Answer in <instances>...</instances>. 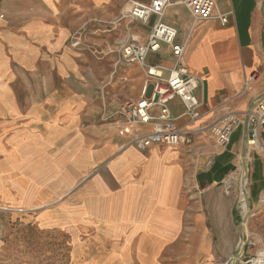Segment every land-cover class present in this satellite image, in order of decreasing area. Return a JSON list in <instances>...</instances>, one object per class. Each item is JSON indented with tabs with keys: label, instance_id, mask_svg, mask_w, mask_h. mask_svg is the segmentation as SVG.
<instances>
[{
	"label": "crops",
	"instance_id": "obj_1",
	"mask_svg": "<svg viewBox=\"0 0 264 264\" xmlns=\"http://www.w3.org/2000/svg\"><path fill=\"white\" fill-rule=\"evenodd\" d=\"M131 1L158 10L167 4L0 0V219L9 212L29 216L39 228L72 232L76 240L81 230L93 231L97 242L113 245L109 255L117 264H227L245 211L237 176L243 127L222 150L199 137L189 150L140 151L124 139L131 142L151 125L128 129L122 117L113 129L88 124L95 115L88 95L101 66L72 43L82 33L83 40L117 38L118 26L106 35L104 24L120 19ZM183 1L168 0L163 20L179 30L184 64L204 79L196 93L201 116L192 126L227 113L245 121L264 97V0H217L220 12L232 14L227 25L195 22ZM157 20L135 23L139 40ZM150 59L171 63V50L164 47ZM130 73L141 81L138 68ZM171 107L175 116L185 111L178 99ZM248 167L252 215L245 237L257 243L264 236V156L250 152ZM75 256L85 264L84 253Z\"/></svg>",
	"mask_w": 264,
	"mask_h": 264
},
{
	"label": "built area",
	"instance_id": "obj_2",
	"mask_svg": "<svg viewBox=\"0 0 264 264\" xmlns=\"http://www.w3.org/2000/svg\"><path fill=\"white\" fill-rule=\"evenodd\" d=\"M167 1L164 9H156L131 1L124 11V19L130 23L147 24L152 16L158 17L151 33L141 41L138 36H132L120 50L121 60L128 67L138 68L141 77L140 95L123 103L119 115L124 119L127 128L146 127L147 132L135 134L128 146H134L140 151H146L153 146L171 148H186L189 150L196 138L213 141L218 150L226 149L233 135L244 125V116L227 113L218 122L195 126L201 116L203 102L196 93L202 90L204 79L191 72L184 64L185 46L177 43L179 30L164 22V11L170 6ZM183 4L195 22L218 20L221 25L229 23L231 13H223L218 9L217 0H185ZM83 43V34L75 36L72 46L79 48ZM164 47L171 50V63L152 61L151 55H158ZM99 52V51H98ZM100 53V52H99ZM257 76L249 77L245 89ZM185 107V111L175 116L171 104L177 101ZM248 114V113H247ZM187 119L190 124L180 125L178 121ZM248 149L250 152L264 156V97L255 102V107L249 113ZM215 155H211L204 164L206 170L214 165ZM254 245L252 242H248ZM246 264H264V253L250 259Z\"/></svg>",
	"mask_w": 264,
	"mask_h": 264
},
{
	"label": "rangeland",
	"instance_id": "obj_3",
	"mask_svg": "<svg viewBox=\"0 0 264 264\" xmlns=\"http://www.w3.org/2000/svg\"><path fill=\"white\" fill-rule=\"evenodd\" d=\"M124 11L120 19L104 24L106 35L113 32V27L118 26V29L115 28L117 38L110 39L107 36L105 41L83 40L79 47L101 66L94 70L93 74L97 79L92 82V92L88 95L95 110L94 120L88 124L95 126L97 130L113 129L118 120H123L118 113L120 105L137 99L140 95L141 81L136 74H129L130 67L122 62L120 53L122 45L132 36H138L140 29L137 24L130 23V19H124ZM90 36L97 38L96 34L90 33ZM86 124L85 122V129ZM116 136L119 137L118 134ZM129 143L130 139L125 138L123 144L127 146ZM237 176L240 180L241 173L238 172ZM241 191L238 188L240 200L243 199ZM239 206L241 207L240 204ZM78 234L81 237L76 240L72 232L41 229L32 217L5 213L0 219V264H81L76 263L78 259L75 255L78 253H84L81 259L85 264H117L109 255L114 249L110 242H97L93 231L81 230ZM261 237L257 243L253 242L254 245L248 243L245 252L248 261L257 257L260 252L264 253V236Z\"/></svg>",
	"mask_w": 264,
	"mask_h": 264
},
{
	"label": "water",
	"instance_id": "obj_4",
	"mask_svg": "<svg viewBox=\"0 0 264 264\" xmlns=\"http://www.w3.org/2000/svg\"><path fill=\"white\" fill-rule=\"evenodd\" d=\"M255 107V106H254ZM253 107V109H254ZM252 110H250L248 112V114L245 117V122L243 125V142H242V154H241V167H243V173L244 176L246 178V182H247V178H248V174H249V167H248V159H249V155H250V151L248 149V130H249V113H251ZM248 183V182H247ZM242 195L244 198V204L246 205V211L245 214L243 215L242 221L241 223L237 226L239 235H240V239L238 242V246L236 251L233 253V255L230 257L228 264H240L241 262H243V258L246 252V248L248 246V238L245 237L246 236V231H247V224L249 221V218L251 217L252 213H251V201L250 198L248 196V192L247 189H244L242 191Z\"/></svg>",
	"mask_w": 264,
	"mask_h": 264
},
{
	"label": "bare ground",
	"instance_id": "obj_5",
	"mask_svg": "<svg viewBox=\"0 0 264 264\" xmlns=\"http://www.w3.org/2000/svg\"><path fill=\"white\" fill-rule=\"evenodd\" d=\"M127 12V10H126ZM241 182H242V187H241V190L243 191L244 189H247V182H246V178L244 176V173H243V167H242V176H241ZM242 191H241V195H242ZM248 192V191H247ZM243 197V195H242ZM243 202V201H242ZM244 203V202H243ZM244 207H245V211H246V205L244 204ZM245 211H243L242 209V213L245 214Z\"/></svg>",
	"mask_w": 264,
	"mask_h": 264
}]
</instances>
